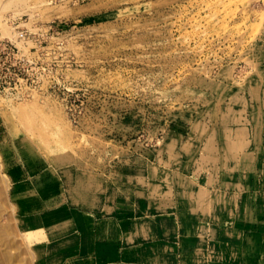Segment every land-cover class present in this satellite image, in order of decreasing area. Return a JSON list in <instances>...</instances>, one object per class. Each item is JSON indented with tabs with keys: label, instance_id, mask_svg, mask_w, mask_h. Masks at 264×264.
I'll list each match as a JSON object with an SVG mask.
<instances>
[{
	"label": "rangeland",
	"instance_id": "obj_1",
	"mask_svg": "<svg viewBox=\"0 0 264 264\" xmlns=\"http://www.w3.org/2000/svg\"><path fill=\"white\" fill-rule=\"evenodd\" d=\"M0 25L19 56L0 87V264L59 263L28 226L60 202L90 240L179 221L200 247L180 264H264V0H0ZM225 182L246 198L235 251L218 247Z\"/></svg>",
	"mask_w": 264,
	"mask_h": 264
},
{
	"label": "crops",
	"instance_id": "obj_2",
	"mask_svg": "<svg viewBox=\"0 0 264 264\" xmlns=\"http://www.w3.org/2000/svg\"><path fill=\"white\" fill-rule=\"evenodd\" d=\"M237 165H239V162ZM238 178L240 184L242 183L241 179H244V175L240 174ZM225 184V187L228 186L229 190H235V192L224 191L222 194L226 200L234 203L224 209L225 215L222 214L225 219L229 217L230 220L227 219L229 221L224 224L225 219L223 218L224 220L222 219L221 224H219L221 226L217 227L220 229L221 234L226 231L230 239L219 242L218 247L222 245L223 248L235 251L236 246H238V238L233 234L238 233V224L234 222L235 219L233 218L238 217L243 212L246 198L242 192L238 194L235 185H233L234 183L225 182ZM79 208L70 202H60L43 208L32 216L31 224H33L28 227L33 230L40 228L43 234L42 239L31 243L32 250L37 258L43 259V262L47 259L56 261L55 259L60 258L59 263L56 262L58 264H148L149 259L158 258L159 255L163 254L170 255L174 264H180V260L185 259L188 255L196 254L193 251L200 248L197 247L198 242L196 239L192 240L191 237L193 236L191 234L178 237V227L181 224L179 221L172 222L174 227L176 225V228L170 234L171 236H162V238L154 240L138 238L125 243V235L123 234L117 237L115 235L90 240L86 227V214ZM241 217H244L243 213ZM188 231L192 232L189 229ZM188 237L191 239H188ZM60 242H64V245L59 246ZM45 257L46 259H44ZM65 257L66 259L62 260Z\"/></svg>",
	"mask_w": 264,
	"mask_h": 264
},
{
	"label": "built area",
	"instance_id": "obj_3",
	"mask_svg": "<svg viewBox=\"0 0 264 264\" xmlns=\"http://www.w3.org/2000/svg\"><path fill=\"white\" fill-rule=\"evenodd\" d=\"M18 52L8 40L0 37V87L9 85L10 80H16L15 65L18 61Z\"/></svg>",
	"mask_w": 264,
	"mask_h": 264
},
{
	"label": "bare ground",
	"instance_id": "obj_4",
	"mask_svg": "<svg viewBox=\"0 0 264 264\" xmlns=\"http://www.w3.org/2000/svg\"><path fill=\"white\" fill-rule=\"evenodd\" d=\"M11 4V3H10ZM5 5V4H4ZM8 7V6H7ZM1 26V25H0ZM2 28V31H3V33L5 34V35H7L8 37H9V39H11V40H14L15 41V34H12L11 32H10V29H7L6 27H1ZM1 31V32H2ZM19 42V41H18Z\"/></svg>",
	"mask_w": 264,
	"mask_h": 264
}]
</instances>
